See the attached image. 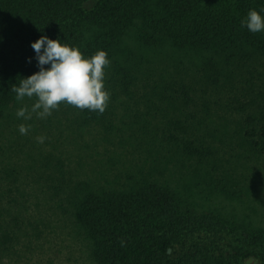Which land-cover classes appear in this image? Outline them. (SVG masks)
<instances>
[{
	"label": "rangeland",
	"instance_id": "374dc122",
	"mask_svg": "<svg viewBox=\"0 0 264 264\" xmlns=\"http://www.w3.org/2000/svg\"><path fill=\"white\" fill-rule=\"evenodd\" d=\"M135 40L129 44L138 49ZM146 52L140 68L128 63L134 70L143 66L152 77L148 83L141 71L134 72V99L120 93L116 57L104 69V81L113 79V84L102 118L86 117L84 123L79 109L71 113L61 103L46 119L35 114L31 120L18 119L16 112L30 109L35 98L0 111V153H5L0 171L14 172L0 182V264H100L90 232L76 213L81 184L113 191L166 185L184 209L221 215L264 237V152L255 144L257 136L251 137L258 122L247 121L264 102L257 97L245 110L235 104L264 93V58L256 62L262 80L254 79V89L246 93L244 78L213 89L207 84L209 72L179 62L168 44L154 54ZM162 81L188 86L191 102L181 100L182 89L153 94L152 85ZM161 93L173 98L162 99ZM21 124L31 126L27 135L19 133ZM38 136L46 137L43 144ZM58 173L70 179L72 188L62 202L47 194L48 189L58 191Z\"/></svg>",
	"mask_w": 264,
	"mask_h": 264
},
{
	"label": "trees",
	"instance_id": "16d2710c",
	"mask_svg": "<svg viewBox=\"0 0 264 264\" xmlns=\"http://www.w3.org/2000/svg\"><path fill=\"white\" fill-rule=\"evenodd\" d=\"M249 10L264 17V0H0V111L17 102L12 87L40 70L31 44L41 36L78 48L86 59L99 50L108 54L110 62L116 57L120 93L128 99L135 98L134 72L141 71L146 82L152 81L143 66L133 68L145 62L146 50L154 54L165 44L179 62L209 72L207 84L213 89L244 78L243 91L248 93L256 85L254 79L263 78L256 62L264 58V31L253 34L241 25ZM130 37L137 39L138 49L129 44L134 40ZM130 62L136 66L130 67ZM112 82L104 81L109 93ZM169 89L184 90L179 96L186 105L192 100L190 88L178 82L162 81L151 87L153 94ZM160 97L173 98L166 93ZM257 97L264 102L260 93L250 102L235 104L245 110ZM257 107L247 121L258 122L259 130L251 137L257 136L255 144L264 152V107L261 103ZM74 109L70 106L71 113ZM79 115L84 123L86 117H103L87 109ZM4 158L5 153H0V166ZM13 174L0 171V182ZM63 175L57 174L58 191H47L61 202V196L70 198L72 190L70 179ZM48 179L55 180L53 175ZM80 188L83 196L76 213L90 232L100 264H245L249 258L252 264H264L262 233L237 228L221 215L184 209L169 186L149 184L124 191L93 190L83 184Z\"/></svg>",
	"mask_w": 264,
	"mask_h": 264
},
{
	"label": "clouds",
	"instance_id": "9594fccd",
	"mask_svg": "<svg viewBox=\"0 0 264 264\" xmlns=\"http://www.w3.org/2000/svg\"><path fill=\"white\" fill-rule=\"evenodd\" d=\"M241 25L253 34L264 31V17L256 10H249ZM31 47L40 70L20 79L19 86L14 85L11 91L16 94L17 101L25 98L35 100L30 109L25 106L16 112L18 119L31 120L33 114L38 119H46L59 109L61 103L101 115L105 112L110 100L104 84V69L110 64L105 51L99 50L86 59L78 48L47 36H41ZM45 65H50V68L45 69ZM30 128V125L21 124L18 130L21 135H27ZM36 140L43 144L46 137L38 136ZM120 243L125 246V241ZM245 264H252V258Z\"/></svg>",
	"mask_w": 264,
	"mask_h": 264
}]
</instances>
